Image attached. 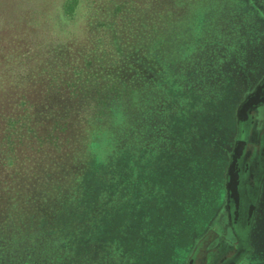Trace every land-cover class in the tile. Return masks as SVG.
Listing matches in <instances>:
<instances>
[{
    "label": "rangeland",
    "instance_id": "1",
    "mask_svg": "<svg viewBox=\"0 0 264 264\" xmlns=\"http://www.w3.org/2000/svg\"><path fill=\"white\" fill-rule=\"evenodd\" d=\"M5 2L40 7L20 9L5 18L0 4V264H141L144 258L139 257L146 252L133 247L141 238H150L147 232L146 236L140 233L156 222L151 210L156 205L133 208L140 190L144 196L148 191L150 197L155 183L142 175L161 165L177 168L180 164L189 168L184 170L188 196L205 199L203 189L209 182L214 204L208 220L188 239L179 264H264V169L259 172L250 164L253 168L245 173L244 179L258 191L248 243L242 241L243 232L235 231L238 239L229 231L228 213L234 205L230 206L225 190L232 158L237 165L245 152L264 150V101L251 105L240 120L236 117L246 97L262 91L264 17L250 7L258 0H103L108 5L103 9L106 18L90 29L97 50L87 64L99 82L81 93L90 110L83 108L75 115L69 114L61 99L64 89L45 93L51 84L48 70L60 59L55 46L59 35L91 17L90 5L97 0H79L72 18L66 17L65 0ZM148 4L151 7L145 8ZM242 23L238 38H244L243 45L230 46L229 53L219 52L217 57L214 40L221 36L225 46L227 33ZM159 41L163 42L161 61L147 63V47ZM205 42L212 44L206 47ZM99 44L110 50L100 51ZM195 55L200 60L193 64ZM208 55L220 62L216 66L210 61L212 68L205 74L201 86L211 88L208 94L177 99L174 94L156 97V92L141 107L140 99H129L140 98L154 86L149 69L155 74L167 70L180 57L184 70L193 69L195 74L205 71ZM109 60L116 66L111 67ZM168 74L173 78L176 70ZM184 86L190 88L191 81ZM117 96L123 113L111 101ZM165 97L167 102L178 100L179 106L161 107ZM172 107L175 118L170 115ZM152 109L169 116L155 115ZM130 124L133 130L128 132ZM93 132H101L105 139L114 135L117 141L102 162L94 159L98 149L91 145ZM140 138L159 140L165 150L156 156L138 151ZM250 139L258 144L247 142ZM124 145L130 149L122 150ZM244 160L249 163L248 156ZM208 169L211 175L205 179ZM141 214L150 222L133 221ZM94 216L98 217L95 222ZM230 243L241 251L228 261L233 255L232 248L226 247ZM66 254L63 262L57 260ZM150 259L158 258L152 254Z\"/></svg>",
    "mask_w": 264,
    "mask_h": 264
},
{
    "label": "trees",
    "instance_id": "2",
    "mask_svg": "<svg viewBox=\"0 0 264 264\" xmlns=\"http://www.w3.org/2000/svg\"><path fill=\"white\" fill-rule=\"evenodd\" d=\"M248 1H250L248 3L252 2V0H248ZM78 4H79V0H65L63 4V8L65 10L66 17L72 18L76 8L78 7ZM250 7L251 9H254V8L259 9L260 12L255 11L256 14L258 13L257 16L260 18L264 17L263 16L264 15V0H258V4H255V3L250 4ZM242 25L244 24L242 23L236 26L235 27L236 29H234V31L227 33V39L224 41L225 46H223V44L220 42V39H222L221 36L217 40H214L215 42H214L213 47H215V51L218 52L217 57H220L219 52L229 53L230 46L241 47L243 45L244 38L242 39L238 38V34H239L238 31H239V28L242 27ZM161 44H163V42L159 41L158 45L153 44L151 45V48H149V46L147 47L146 49V56H147L146 60H148L146 61L147 63L148 62L149 63L151 62L159 63L161 61V58H162V54L160 50ZM211 44H212L211 42H205L206 47ZM196 56L197 55L192 56L193 59H191V63L196 64L200 60V59L199 60L195 59ZM208 57L209 55L206 58ZM210 61H211V58L210 59L208 58V60L203 62L205 64L203 68L205 71H201L199 73L196 72L195 74L193 73V69L184 70L185 64L182 63V60L180 57L172 60L170 64H168L167 70H159L155 74L153 68L149 69L151 73H154L153 80H150L152 81V83H154V86L147 88L146 89L147 91H145L144 93H141L140 98L139 96H136L135 98L134 97L132 98V96H130L129 99H132V101H139L140 99L139 101L140 104L138 105L140 106L141 102H143L144 104L148 103L149 97H152L156 92H157L155 94L156 97L157 96L160 97L162 95L170 96V94H174L175 97H177V99H183L184 96L186 97V95L188 94L199 96V97L204 96V94H208L211 89L208 86L206 87L201 86L203 85L204 79L206 77L205 74L209 70H211L210 68H212V64L215 63V61L213 60L211 61L213 63L210 64ZM218 64H220V62L215 63L216 66H218ZM171 69L176 70V74H173L174 76L173 78H171V74L170 75L168 74ZM186 80L191 81L190 88L189 86H187V88H183L185 87L184 84ZM197 86L199 87V89L197 88ZM157 87H159V90L153 91V89H156ZM111 101H113V103L118 104L120 113L124 112L121 107L122 105L121 97L117 96V97L111 98ZM167 101H169V97L164 98V101H163V104H161V107L163 108L165 107L166 109H168L170 108L171 103L177 104L178 102V100H175L172 102H167ZM152 110L155 112V115H159L161 117H165L167 115L169 116V113L167 112H166L167 114L165 112H162L161 114H159L158 110L156 109H152ZM172 110L173 112L170 115H173L175 118L176 113L174 112V108ZM131 129H132V125L130 124L127 131L129 132V130ZM132 132H135V130L131 131V133ZM136 132L139 133L140 130L138 129L136 130ZM141 133H143L142 130H141ZM126 136H128L127 133L125 137ZM139 141H141L142 144L141 146H139L138 151L146 152V153L149 152L150 154H152V156H156L157 154H160L162 153V151L165 150V149L164 150L162 149L164 146V143L159 140L155 141V139L146 138L142 141V139L140 138ZM116 142L117 141L114 135H111L108 139H105V137L103 136L101 132L99 133L93 132L91 135V145L93 146V148H95V150L98 149L94 159H96L97 162H101V158L103 157V155L106 152H110V150H113V147H110V145ZM155 142H158V143H155ZM128 146L124 145V148H122V150L123 149L129 150L130 148H126ZM132 149H134V147ZM133 156L134 155L131 153L132 158ZM148 157L149 156H147L146 162L150 164L149 163L150 159ZM138 160L143 161V159L141 158H138ZM200 161L201 163H204L205 159L201 158ZM148 164L146 166L147 168H149ZM200 166H203V165L200 164ZM184 170L188 171L189 168L183 167L182 164L177 166V168L176 167L167 168L165 167V165H161L159 169H156V170L152 169L150 171L146 170V173L142 175L143 177L154 178L155 183H153V185L151 186L152 192H151L150 197L148 196V191H147V194H145L146 196L145 197L144 193L142 194L143 191L140 190L141 192L139 194L140 200L133 203V204H136V207H133V208L135 211H136V208L138 209L141 208L145 210V209H148V207L156 205L154 210L151 207V210L153 212V217L156 220V222H154L153 224L150 223L151 227L147 225L149 226V228H147V230H145L144 232L140 233L141 236H146L147 234L146 235L144 234L145 232H147L150 238L149 237L147 239L141 238L142 242H140L139 245H136V246L134 245L133 247V249L135 250H142L146 252L145 254L146 257L145 255L144 257H141V256L139 257L141 259L144 258V260L140 262L141 264H179V263H182L184 251L189 245L188 239L194 235L197 228L202 226L201 224L203 222L208 220V217H210V214L212 213L211 207L214 204V199L209 196V192L212 189L210 186L211 184L209 182L208 183L206 182L207 186L205 187V189H203V192L207 193L208 197H206L203 200L201 199L197 200L195 198L192 199L191 196H188L189 193L187 191V188H189V183H187L188 181H186L184 178L185 177ZM210 175L211 174L209 172V169L206 171L205 174H203L205 179H208ZM165 187L166 189H164ZM167 187H169V189ZM167 191H169V193ZM150 202H153L154 204ZM133 204L131 203L130 205L129 203H123V205L126 207H132L134 206ZM97 218H98L97 216H94L93 218L94 222L97 221ZM133 221L139 222V223L150 222V220L147 221L146 218L142 214L139 216V219H133ZM254 226L255 225H253L251 233H253ZM153 232L155 233L154 235H152ZM152 254H155V256L158 258L157 261H154V262L151 261L150 257ZM35 256H38V254H35ZM66 256L67 254L65 256L58 257L57 260L63 262ZM24 264H27V262H25Z\"/></svg>",
    "mask_w": 264,
    "mask_h": 264
},
{
    "label": "clouds",
    "instance_id": "3",
    "mask_svg": "<svg viewBox=\"0 0 264 264\" xmlns=\"http://www.w3.org/2000/svg\"><path fill=\"white\" fill-rule=\"evenodd\" d=\"M0 4L3 6L5 18L17 15L20 9L40 7L39 4H13L5 2V0H0ZM90 7L94 9V14L91 17L85 20L82 25H77L72 30L59 35L55 41V46L61 53L60 59L56 62V67L48 70L51 84L45 89V93L49 89L57 91L64 89L65 95L61 99L68 106L70 115H75L77 111L83 108L90 110V106L84 102L81 93L86 92L90 86L99 82L87 69L88 62L92 60L93 53L97 50L93 47L94 44H97V40L90 29L94 24L105 20L103 9L107 8L108 5L103 0H97V3L90 5ZM144 7L148 8L151 5L148 4ZM98 47L100 51L110 50V46L106 44H99ZM109 65L115 67L116 63L109 60Z\"/></svg>",
    "mask_w": 264,
    "mask_h": 264
},
{
    "label": "flooded vegetation",
    "instance_id": "4",
    "mask_svg": "<svg viewBox=\"0 0 264 264\" xmlns=\"http://www.w3.org/2000/svg\"><path fill=\"white\" fill-rule=\"evenodd\" d=\"M262 88L260 90H262L260 92V95L258 96V98H264V78L261 81ZM241 131V138L244 137V130L242 129V127L240 128ZM250 141H255L256 144L257 140H253L250 139L247 142ZM258 149L255 150L254 152L247 153L245 152V155H243V158L240 159V161L238 162V164L236 165V173L238 175V185L239 188L238 189V198H237V203L234 202V200L230 199L228 202L231 206V204L234 205V209L232 210V212L228 213V221H229V231L231 232V234L235 237L238 238V236H236V230L239 232H243V242H247L250 239V235H249V230L251 228V226L253 225L254 222V215H255V208H256V199H257V187L253 185V183H249L247 179L245 180V173L248 172L249 169H252V165L254 166V169H256L257 171H261V169H264V150L262 149L259 153H258ZM251 154V155H250ZM248 156L249 159V163L248 164H244V157ZM257 156V157H256ZM258 176L259 174H255L256 177V181L259 182L258 180ZM239 239V238H238ZM226 247H228V249L230 252H233V255L230 256L229 260H234L239 254L240 251L239 249L233 248L232 244H227ZM227 261H225L223 264H225Z\"/></svg>",
    "mask_w": 264,
    "mask_h": 264
},
{
    "label": "water",
    "instance_id": "5",
    "mask_svg": "<svg viewBox=\"0 0 264 264\" xmlns=\"http://www.w3.org/2000/svg\"><path fill=\"white\" fill-rule=\"evenodd\" d=\"M264 101V98H258L257 95L255 96H248L244 100V102L238 107L237 112H236V117L237 120L241 119V116L246 112L247 109L251 105H255L259 102ZM239 145L235 150V153L237 154L239 152ZM236 159L233 157L229 166H228V171H227V179L225 182V190L228 196V199L234 200L235 203H237V198H238V176L236 173Z\"/></svg>",
    "mask_w": 264,
    "mask_h": 264
}]
</instances>
